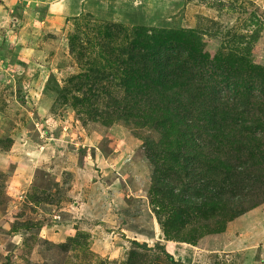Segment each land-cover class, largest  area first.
<instances>
[{
    "label": "rangeland",
    "instance_id": "1",
    "mask_svg": "<svg viewBox=\"0 0 264 264\" xmlns=\"http://www.w3.org/2000/svg\"><path fill=\"white\" fill-rule=\"evenodd\" d=\"M263 69L264 0H0V264H171L163 228L192 240H169L180 264H264ZM148 104L177 111L185 163ZM151 150L170 185L204 183L180 219Z\"/></svg>",
    "mask_w": 264,
    "mask_h": 264
},
{
    "label": "trees",
    "instance_id": "2",
    "mask_svg": "<svg viewBox=\"0 0 264 264\" xmlns=\"http://www.w3.org/2000/svg\"><path fill=\"white\" fill-rule=\"evenodd\" d=\"M174 34H175V32H171V34H169L167 32L160 31V32H158V34L153 36L155 44H153L152 46L149 45L148 47L151 49V51L155 52L154 47H158L156 42L163 46L164 44L169 42V36L173 37ZM189 48L192 49L191 46H189ZM158 52H159V50L157 51V53ZM157 65H160V61ZM248 68L252 72V74L254 73L256 75V72H257L256 68L251 67V66H248ZM148 71H149V69L147 68L144 72V88L149 89V84H147L145 82V76H146ZM167 74L168 73H166L163 76H160L161 80H159L160 81L159 86L152 85V86H154V91L158 93L156 95L160 96L162 98H165L167 92L170 91V89H173V87H176V83L174 82V80L168 81ZM263 75H264V73H263ZM146 79H148V77H146ZM130 86H132V88H134V91L141 90L140 85L137 83V81H136V83H133V81H130ZM186 99H187V101H189L188 103H190L187 105L188 107H193L194 110L197 109V107H199V105L197 103H195L192 98L186 97ZM148 106H149V104H148ZM148 108H149V113H147V115L150 116L151 125L154 127H157V131H159L161 133V135L164 136V138H165L164 144L157 146V148L160 150V152L171 155V157L173 158V160L176 163L182 159L184 160L183 163H185L189 157V152L187 150V146H188V144L189 145H193V144H191L189 142V139H174V140H172V143L169 142L170 139L172 138L173 133L175 132L176 127L183 125L182 122H179V119L173 118L174 113H176L177 111L170 110L169 107L164 108V109H159L157 106H153V107L149 106ZM253 123H255L257 125L260 124L259 118H255ZM191 141H192V143L194 142V140H191ZM148 148L151 149V146H149ZM147 155H148V160L150 161V164L153 167L152 168V177H151L152 178L151 179L152 186L148 190L149 194L153 193L154 195H156V193H159L161 195L162 199H160V201H162V203H164L161 206V209H163V211H166V212L169 209V212L167 214L168 215V217H167L168 221H170L171 219H175V218L180 219L181 215L177 211L178 207H180V206H191L193 203H195V201H194L195 199L202 198L206 194L205 191L202 188H195L193 186H203L204 183L203 182L188 183V184L186 183V184H183L182 187H179V188H177L173 185H170L166 181L168 179L167 177H169V176L163 170L164 167L162 168V167L158 166V164H157L158 160L156 159V155L152 152V150H151V153H148ZM192 157H193V155L191 156V159H192ZM212 161H214L213 166L215 168L225 166L224 163H222V161L219 158H214V159H212ZM182 169L184 171H186V169L184 167H182ZM195 173L196 172H194V174ZM191 185H193V186H191ZM191 188L193 189V191H197L195 196L188 194V192ZM192 197H196V198H192ZM204 205L205 206L216 205V203H213L212 200H208V201L204 202ZM221 224H222V221H221ZM219 230L220 229H217L216 231H219ZM178 231H179L178 228H176L175 232L172 233V232H169L167 229L163 228V235L165 237V240L169 241V240L176 239L177 241H181V242H185V241L192 242V240H190L189 238H184L183 236L179 235L177 233ZM157 246H158V244H155V247H157ZM162 249H163L162 251H163V253H164V255H165V257L169 263L180 264L179 261L173 260V257L170 254H168L164 250V248H162Z\"/></svg>",
    "mask_w": 264,
    "mask_h": 264
},
{
    "label": "crops",
    "instance_id": "3",
    "mask_svg": "<svg viewBox=\"0 0 264 264\" xmlns=\"http://www.w3.org/2000/svg\"><path fill=\"white\" fill-rule=\"evenodd\" d=\"M161 245L164 246V249L167 251L168 254H170L171 256L172 255L174 256V254L171 251L175 252V250H174L175 246H173V244H171V241L162 240Z\"/></svg>",
    "mask_w": 264,
    "mask_h": 264
}]
</instances>
